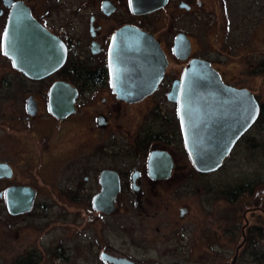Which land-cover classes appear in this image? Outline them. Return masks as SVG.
Listing matches in <instances>:
<instances>
[{
    "label": "flooded vegetation",
    "instance_id": "flooded-vegetation-1",
    "mask_svg": "<svg viewBox=\"0 0 264 264\" xmlns=\"http://www.w3.org/2000/svg\"><path fill=\"white\" fill-rule=\"evenodd\" d=\"M253 2L264 4V0ZM251 3V0H167L163 8L152 13L135 14L130 8V0H0V162L6 163L13 171L12 177L0 180L6 183L1 192L4 202L6 189L29 186L35 191L33 210L39 193L37 185L68 184L71 187L56 195L59 198L56 207L68 210L70 207L66 203L78 201L82 213L88 216L98 213L105 217L109 214L94 208V197L102 189L101 173L110 170L118 175L120 186L113 200L115 209L112 213L121 212L122 205L127 201H133L132 205H139L147 212L151 205L159 209L168 203L159 197L160 193L187 187L190 184L185 181L198 173L185 149L178 116L179 105L169 100L168 94L174 91V84L181 80L187 65L198 59L208 63L217 73L213 75L219 76L226 86L242 89L225 79L219 70L214 47L217 44L219 47L232 46L228 34L231 24L250 18ZM19 6L26 8L36 22L65 48V61L41 79L27 77L16 68L13 50L6 52L8 21L12 11ZM183 17L185 29L174 26ZM125 26L150 34L167 61L155 91L133 103L118 99L109 75L110 40ZM178 36L188 42L186 59L179 58L185 54L184 48H177L179 56L175 53ZM232 50L227 48L228 53ZM173 59L179 66L176 69L172 68ZM55 84L60 88L58 101L51 99V88ZM180 91L178 87L174 93L178 95ZM68 95L73 102L71 113L67 110ZM147 100L150 104L146 103ZM142 104L146 105L140 106ZM259 115L247 130L256 125ZM88 132L95 138L102 137L106 132L111 144L124 138L126 149L131 152L127 161L101 169L92 164L97 168L93 166L92 170H88L91 165H88L89 161L84 164L87 155L83 153L86 143L82 139V135ZM245 133L235 141L229 155ZM94 146L93 152L98 148ZM154 152L167 154L172 161L170 174L165 178H153L150 173L148 159ZM75 156L84 160L79 167L87 183L89 177L93 178V190L74 185ZM180 159L187 160L188 165L182 164ZM26 169L35 170L31 176L36 178L35 182L24 175ZM164 211L171 212L170 207L164 205L159 212ZM260 211L264 213V206L260 207ZM171 213L175 214V211ZM187 214L188 208L183 207L178 217L183 220ZM167 216L170 217L169 213ZM168 217L162 224L172 227L177 223V219ZM244 228L241 232H246ZM239 251L234 253L236 260L233 264L238 260ZM111 255L134 264H162L155 259L139 260L130 253Z\"/></svg>",
    "mask_w": 264,
    "mask_h": 264
},
{
    "label": "rangeland",
    "instance_id": "rangeland-1",
    "mask_svg": "<svg viewBox=\"0 0 264 264\" xmlns=\"http://www.w3.org/2000/svg\"><path fill=\"white\" fill-rule=\"evenodd\" d=\"M251 2L250 18L231 24L228 34L232 46L217 44L214 48L225 79L252 92L264 105V4ZM174 26L185 29L184 17ZM171 63L172 68L179 67L174 59ZM93 135H82L86 143L83 153L87 155L84 164L89 161L91 165L88 170L92 164L101 169L127 161L131 152L124 138L111 144L106 132L100 138ZM94 145L98 147L95 152ZM81 161L74 157V185L93 190L94 180L89 177L90 181H85ZM180 161L188 165L187 160ZM25 174L36 181L31 177L35 170L26 169ZM185 182L190 185L160 193L159 197L168 202L160 210L151 205L147 212L127 201L121 212L105 217L82 213L78 201L65 202L68 210L56 207V195L71 187L68 184L37 185L33 210L17 218L7 212L0 198V264H19L18 260L26 264L27 256L35 264H110L101 258L107 253H130L139 260L155 259L162 264H230L239 245L235 264H264V213L260 211L264 206V115H259L256 125L246 131L219 169L208 174L198 172ZM5 186L0 182V192ZM164 205L175 211V218L171 212H159ZM183 207L188 208V214L180 220L178 213ZM166 217L177 219V223L172 227L162 224Z\"/></svg>",
    "mask_w": 264,
    "mask_h": 264
},
{
    "label": "water",
    "instance_id": "water-1",
    "mask_svg": "<svg viewBox=\"0 0 264 264\" xmlns=\"http://www.w3.org/2000/svg\"><path fill=\"white\" fill-rule=\"evenodd\" d=\"M166 2L130 0V8L135 14H146L163 8ZM5 35L6 52L13 50L16 68L31 79L44 78L65 61V48L26 8L19 6L12 11ZM176 39L175 53L178 55V47L184 48L185 54L178 56L186 59L188 42L179 36ZM110 42L109 75L116 96L130 103L143 100L155 91L167 65L158 43L150 34L132 26L119 29ZM183 72L181 80L173 87L174 91L180 87V93L177 95L172 91L168 98L179 105L178 116L189 160L199 173H213L222 166L235 141L256 121L259 103L247 89L226 86L203 60H192ZM51 89V99L56 101L60 88L55 84ZM67 99V110L71 113L73 102L70 97ZM148 162L153 178H165L170 174L172 161L167 154L151 153ZM12 175V168L0 162V180ZM100 186L101 192L94 197V208L111 214L115 209L113 200L120 188L118 175L103 170ZM34 197L35 191L29 186L6 189L7 212L12 216L29 212ZM236 254L230 264L235 262ZM101 258L110 264H134L109 253L102 254Z\"/></svg>",
    "mask_w": 264,
    "mask_h": 264
},
{
    "label": "trees",
    "instance_id": "trees-1",
    "mask_svg": "<svg viewBox=\"0 0 264 264\" xmlns=\"http://www.w3.org/2000/svg\"><path fill=\"white\" fill-rule=\"evenodd\" d=\"M259 113H260V117L264 115V105H262V104L260 105V112ZM241 193L243 194V193H245V191L244 192L242 191ZM241 193H240V195H241ZM24 261H25L24 263H26V264H35V263H31V262H35L32 260L31 256H29V257L27 256V258H24ZM18 262H19V264H21V262L23 263V260H18Z\"/></svg>",
    "mask_w": 264,
    "mask_h": 264
},
{
    "label": "bare ground",
    "instance_id": "bare-ground-1",
    "mask_svg": "<svg viewBox=\"0 0 264 264\" xmlns=\"http://www.w3.org/2000/svg\"><path fill=\"white\" fill-rule=\"evenodd\" d=\"M213 70V69H212Z\"/></svg>",
    "mask_w": 264,
    "mask_h": 264
}]
</instances>
